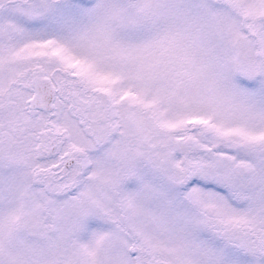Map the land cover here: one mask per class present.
<instances>
[{"label": "snow or ice", "instance_id": "snow-or-ice-1", "mask_svg": "<svg viewBox=\"0 0 264 264\" xmlns=\"http://www.w3.org/2000/svg\"><path fill=\"white\" fill-rule=\"evenodd\" d=\"M0 264H264V0H0Z\"/></svg>", "mask_w": 264, "mask_h": 264}]
</instances>
